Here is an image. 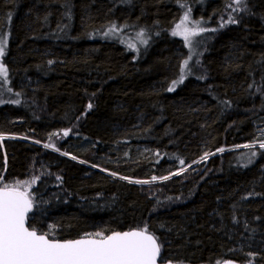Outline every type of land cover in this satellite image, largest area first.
Wrapping results in <instances>:
<instances>
[{"label": "trees", "instance_id": "trees-1", "mask_svg": "<svg viewBox=\"0 0 264 264\" xmlns=\"http://www.w3.org/2000/svg\"><path fill=\"white\" fill-rule=\"evenodd\" d=\"M3 38L0 135L59 149L0 141V187L40 177L28 227L147 226L163 261L264 264V0H0Z\"/></svg>", "mask_w": 264, "mask_h": 264}, {"label": "snow or ice", "instance_id": "snow-or-ice-1", "mask_svg": "<svg viewBox=\"0 0 264 264\" xmlns=\"http://www.w3.org/2000/svg\"><path fill=\"white\" fill-rule=\"evenodd\" d=\"M240 2L241 0H236L237 4ZM189 22L190 10L185 12L180 23L176 25V31L172 34L182 35L185 44L191 48V36L208 29L200 27L199 21L193 22L196 27L189 29L187 27ZM235 22L231 17L228 20V23ZM223 26L222 24L221 27ZM114 30L115 25L109 29V32ZM108 34L105 33V35ZM138 35L142 38L144 33L141 32ZM141 42L147 44L146 39H141ZM6 47L7 39H0V57L5 55ZM129 47H134V45H129ZM191 59L192 56L189 55L188 59L183 61L179 79L172 82L168 91H173L178 84L184 82ZM0 77H7V68L3 63H0ZM91 107L92 104L89 103L88 108L91 109ZM69 131L65 130L63 135L67 136ZM53 135L58 134L53 133ZM3 139L4 137L0 136V141ZM259 146L264 149V142H261ZM44 147L55 149L54 144H45ZM244 147L252 148L253 145H244ZM55 150L59 151V149ZM218 151L222 152L224 149ZM63 154L67 155V153ZM255 154V152L252 153L253 156ZM207 156L208 153H205L200 159L205 160ZM72 159L76 157L73 156ZM180 163L183 164L184 161L181 160ZM179 174L174 173V175ZM112 175L115 176L116 173ZM169 178L165 176L159 179ZM39 179V176H35L31 182L18 181L15 185L4 184L0 187V264H157L161 245L157 238L149 232L147 226L125 232L113 231L111 234L95 232L85 234L79 239L63 241L49 238L51 233H38L35 228L26 226L28 213L33 208V198L27 185L35 184ZM121 179L128 178L121 177ZM152 180H157V177H153ZM134 182L149 183V181L139 180Z\"/></svg>", "mask_w": 264, "mask_h": 264}, {"label": "rangeland", "instance_id": "rangeland-1", "mask_svg": "<svg viewBox=\"0 0 264 264\" xmlns=\"http://www.w3.org/2000/svg\"><path fill=\"white\" fill-rule=\"evenodd\" d=\"M0 63H3V65L5 66V64L2 61L1 57H0ZM6 83H8L7 77L6 78L5 77H0V88H1L2 85L6 84ZM6 93H7V89L6 88L0 89V105H2L7 100V94ZM0 136L4 137L3 140L26 141V142H30V143H33L35 145L41 146L44 149H49V150L55 151V149H53V148H45L44 145L40 144V142L36 143L37 140L30 139V138H28L26 136H23V135H0ZM60 155L68 157L67 155H64L63 153H60ZM33 177H35V176L32 174L28 181L31 182ZM19 182H21V181H19ZM138 184H143V183H138ZM32 185L33 184H31V183H29V185H27L29 192H30V188H31ZM21 190H23V188H21ZM32 212H33V208H32V211L30 212V214ZM28 221H29V216H28ZM251 258L256 260L257 256H252ZM247 263H249V262H247ZM174 264H177V263H174Z\"/></svg>", "mask_w": 264, "mask_h": 264}, {"label": "water", "instance_id": "water-1", "mask_svg": "<svg viewBox=\"0 0 264 264\" xmlns=\"http://www.w3.org/2000/svg\"><path fill=\"white\" fill-rule=\"evenodd\" d=\"M31 212V211H30ZM30 212L28 213V216H29V214H30ZM29 225V222H28V217H27V221H26V226H28ZM133 230H136V229H133ZM38 232V231H37ZM150 232V231H149ZM39 233V232H38ZM151 233V232H150ZM152 234V233H151ZM159 243V242H158ZM157 264H174L173 262H169V261H163V260H161V252H160V256H159V258H158V260H157ZM219 264H240V263H238V262H236V261H233V260H226V261H223V262H221V263H219Z\"/></svg>", "mask_w": 264, "mask_h": 264}]
</instances>
